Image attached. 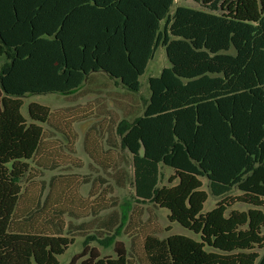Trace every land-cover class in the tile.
<instances>
[{"label": "trees", "instance_id": "trees-1", "mask_svg": "<svg viewBox=\"0 0 264 264\" xmlns=\"http://www.w3.org/2000/svg\"><path fill=\"white\" fill-rule=\"evenodd\" d=\"M195 3L172 12L175 0H0V264H59L75 241L65 209L41 224L49 195L26 196L53 113L33 102L26 118L22 98L100 96L108 81L125 90L108 141L131 156L114 182H133L139 201L199 236L147 233L139 263L264 264V0ZM160 47L169 66L135 107ZM88 140L87 152L111 169ZM162 166L173 171L171 186H160ZM209 195L219 201L203 213ZM117 221L114 211L101 228L113 232ZM115 250L102 258L87 247L70 264H132L122 243Z\"/></svg>", "mask_w": 264, "mask_h": 264}, {"label": "rangeland", "instance_id": "rangeland-1", "mask_svg": "<svg viewBox=\"0 0 264 264\" xmlns=\"http://www.w3.org/2000/svg\"><path fill=\"white\" fill-rule=\"evenodd\" d=\"M195 4V0H175L172 12L177 6ZM4 63V58L0 57V69ZM168 66L165 49L160 47L140 78L142 89L138 95L139 99H136L140 107H143L149 98L148 79L159 76ZM124 91L122 86L111 84L100 96L87 95L78 100H72L73 96L64 97L57 94L29 95L22 98V114L26 118L28 105L33 102L48 106L53 113L49 125L44 126L49 137L45 143L47 148H44L32 163L35 178L25 186L27 197L41 195L44 201L49 195L47 207L38 212L37 220L41 224L44 219L54 215L55 209L63 208L68 212L64 216L66 230L71 226L75 241L58 257L59 264H70L72 259L82 254L87 247L97 250L102 258H115L118 243H122L130 253L132 264H140L139 258L144 255L143 237L150 232H155L161 239L170 235H184L199 240V236L178 223H171L168 220V210L157 209L152 203L139 201L135 196L133 182H128L124 188H119L114 182L112 174L115 170L125 166L124 160L131 163V156L126 150L108 141V124L113 119L119 121L123 117L118 105L122 102ZM86 135L89 137L87 144L90 149L96 150L100 146L102 148V151L99 149L100 156L96 157L97 160H106L111 169L105 171L87 152ZM93 139L95 141L91 145ZM126 168L132 174V168ZM161 172L160 186H171L168 180L173 172L163 166ZM99 178H104L106 182H101ZM203 189L209 192L207 182H204ZM218 201L209 195L203 213L211 211ZM234 208L247 211L249 206L237 204ZM72 211L81 217H72L69 213ZM95 211H99L98 216ZM114 211L118 216L117 227L109 233L101 226ZM262 233L264 235V229ZM133 235L135 237L132 239ZM112 236L114 241L109 245L106 240ZM257 251L262 255L264 248ZM84 259L76 264H81Z\"/></svg>", "mask_w": 264, "mask_h": 264}, {"label": "crops", "instance_id": "crops-1", "mask_svg": "<svg viewBox=\"0 0 264 264\" xmlns=\"http://www.w3.org/2000/svg\"><path fill=\"white\" fill-rule=\"evenodd\" d=\"M159 75H160V74H159ZM107 83H108L109 85L112 84L113 86H115V85H119V84H115L114 81H108ZM120 86H121V85H120ZM104 90H105V88H104ZM118 106H119V108H120V111L122 112V102H119V105H118ZM137 106L140 107V104L136 105L135 107H137ZM121 117H122V116H121ZM121 117H120V118H121ZM121 119H122V118H121ZM121 119H120V120H121ZM160 169H161V168H160ZM171 171H172V170H171ZM172 172H173V171H172ZM161 173H162V172H161ZM203 182H206V181L204 180ZM234 207H235V206H234ZM233 209H235V208H233Z\"/></svg>", "mask_w": 264, "mask_h": 264}]
</instances>
